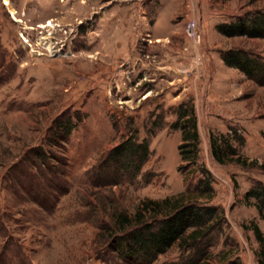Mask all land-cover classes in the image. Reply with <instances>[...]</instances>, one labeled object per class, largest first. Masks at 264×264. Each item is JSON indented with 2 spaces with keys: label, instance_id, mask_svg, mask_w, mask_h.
I'll list each match as a JSON object with an SVG mask.
<instances>
[{
  "label": "rangeland",
  "instance_id": "rangeland-1",
  "mask_svg": "<svg viewBox=\"0 0 264 264\" xmlns=\"http://www.w3.org/2000/svg\"><path fill=\"white\" fill-rule=\"evenodd\" d=\"M260 12L264 0H0L6 263L147 264L123 258L117 238L136 228L137 213L147 222L170 215L169 205L154 214L142 204L171 198L223 216L203 239L202 263L260 264L251 223L264 233V218L248 194L264 186V85L223 54L241 49L264 62V39L218 31ZM193 21L201 41L187 31ZM65 114L81 122L54 141ZM195 123L189 154L183 135ZM128 140L146 144V158L134 154L120 183L97 180L95 165ZM39 148L50 156L38 158ZM196 252L175 244L150 264H187Z\"/></svg>",
  "mask_w": 264,
  "mask_h": 264
},
{
  "label": "trees",
  "instance_id": "trees-1",
  "mask_svg": "<svg viewBox=\"0 0 264 264\" xmlns=\"http://www.w3.org/2000/svg\"><path fill=\"white\" fill-rule=\"evenodd\" d=\"M218 31L227 37H247V38H263L264 39V12L249 15L246 18L238 19L232 23L221 24L218 26ZM223 60L229 67L236 68L244 72L249 78L255 80L257 83L264 85V62L258 58L252 57L248 52L238 49L230 50L223 54ZM81 118L69 116L65 114L61 116L51 127L52 136L54 141H68L72 132L78 128ZM193 131L187 132L183 138L192 142L189 143L195 150L187 153H196L198 148L199 134L196 129V123L192 125ZM54 131V132H53ZM189 134V135H188ZM214 143V142H213ZM215 144V143H214ZM50 146L56 144L51 143ZM134 145L131 140L123 143L119 148L115 149L113 153L105 156L101 164H96L94 172L97 180L116 178L117 182H122L126 177H120L122 170H127L131 167L132 156L140 153V159L146 158L147 146L146 144ZM217 156H220L219 150L213 151ZM124 153H129L126 157L119 159V156ZM36 156L44 157L50 156L45 150L39 148ZM140 160V161H141ZM134 163V162H133ZM135 164V163H134ZM115 166L118 168L114 171ZM141 167V163L134 165L133 169L136 171ZM129 170V169H128ZM127 174V173H126ZM116 182V183H117ZM249 197H254L258 200L257 205L259 214L264 218V186L259 185L257 188L250 191ZM166 198L163 201H145L142 204L144 212L157 214L161 211H166L168 205L172 213L161 219L155 217L153 220L145 221L142 213L135 215L136 228L127 231L125 229L122 236L117 238V250L121 256L127 258H144L147 264L152 263L157 256L164 254L170 247L175 244L181 249L188 248L197 250L194 257L188 259L187 264H204L201 259L207 257V253L203 251L200 246L203 239L206 238L215 228L216 224L223 219V216L216 218V208L214 207H200L195 204L183 205L179 199ZM167 206V207H165ZM165 207V208H163ZM216 218V219H214ZM216 220V221H215ZM130 221L124 219L120 225L125 228ZM135 222V221H134ZM251 228L255 234L257 241L261 245L259 252L260 264H264V233L255 222L251 223ZM127 231V232H126ZM5 255H0V264H7ZM227 264H240L239 261L228 262Z\"/></svg>",
  "mask_w": 264,
  "mask_h": 264
},
{
  "label": "built area",
  "instance_id": "built-area-1",
  "mask_svg": "<svg viewBox=\"0 0 264 264\" xmlns=\"http://www.w3.org/2000/svg\"><path fill=\"white\" fill-rule=\"evenodd\" d=\"M188 33L192 34L194 37H199V41H201V24L197 21L189 22L187 25Z\"/></svg>",
  "mask_w": 264,
  "mask_h": 264
},
{
  "label": "bare ground",
  "instance_id": "bare-ground-1",
  "mask_svg": "<svg viewBox=\"0 0 264 264\" xmlns=\"http://www.w3.org/2000/svg\"><path fill=\"white\" fill-rule=\"evenodd\" d=\"M48 26H52V24L51 23H49L47 26H40L41 28H46V27H48Z\"/></svg>",
  "mask_w": 264,
  "mask_h": 264
}]
</instances>
